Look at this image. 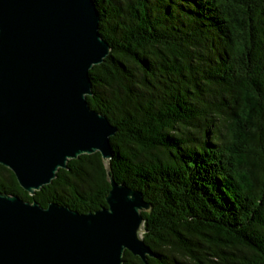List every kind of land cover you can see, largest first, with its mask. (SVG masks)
Wrapping results in <instances>:
<instances>
[{
  "label": "trees",
  "instance_id": "16d2710c",
  "mask_svg": "<svg viewBox=\"0 0 264 264\" xmlns=\"http://www.w3.org/2000/svg\"><path fill=\"white\" fill-rule=\"evenodd\" d=\"M95 2L111 51L87 99L112 158L70 159L34 195L0 164V190L87 213L112 175L151 205L148 264H264V0Z\"/></svg>",
  "mask_w": 264,
  "mask_h": 264
},
{
  "label": "water",
  "instance_id": "95a60500",
  "mask_svg": "<svg viewBox=\"0 0 264 264\" xmlns=\"http://www.w3.org/2000/svg\"><path fill=\"white\" fill-rule=\"evenodd\" d=\"M95 0H0V164L30 195L70 159L113 156L117 132L87 99L90 70L107 58ZM107 206L81 213L0 190V264L147 263L140 190L108 176ZM148 264V263H147Z\"/></svg>",
  "mask_w": 264,
  "mask_h": 264
}]
</instances>
